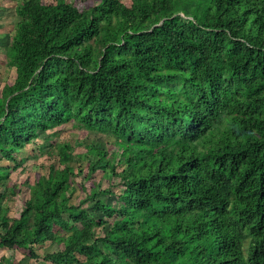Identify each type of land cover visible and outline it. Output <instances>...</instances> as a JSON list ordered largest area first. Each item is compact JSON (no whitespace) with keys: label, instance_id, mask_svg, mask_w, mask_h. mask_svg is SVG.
Returning a JSON list of instances; mask_svg holds the SVG:
<instances>
[{"label":"trees","instance_id":"obj_1","mask_svg":"<svg viewBox=\"0 0 264 264\" xmlns=\"http://www.w3.org/2000/svg\"><path fill=\"white\" fill-rule=\"evenodd\" d=\"M13 1L0 169L67 124L113 149L60 143L16 217L0 177V249L50 264H264V0ZM77 186L89 206L71 201ZM55 226L63 246L40 256Z\"/></svg>","mask_w":264,"mask_h":264},{"label":"rangeland","instance_id":"obj_2","mask_svg":"<svg viewBox=\"0 0 264 264\" xmlns=\"http://www.w3.org/2000/svg\"><path fill=\"white\" fill-rule=\"evenodd\" d=\"M45 3L53 2L54 0H42ZM126 3H129V0H122ZM94 0H75L76 5L79 8L84 6H90ZM14 1L13 0H0V88L4 83H11L14 77V71L9 69L4 64V49H5V39L7 34L14 28V25L17 21V16L14 12ZM86 131L81 130L67 124L62 130H49L40 134V137L36 139L35 144H27L23 151L18 153L17 160L20 161V164L16 168H4L0 169V177H8L9 183L13 187V192L15 194L11 195L8 193V211L7 215L11 217L18 216L19 212L22 209L23 202L29 196V189L27 184L33 183L38 178L44 176L48 170V165L53 162L57 164L56 149L59 147L60 143L69 141L74 146V151L82 152L84 151L85 144H98L101 147L106 148L107 150H112L113 146L108 142V139L104 135L97 133H90L86 136ZM37 145L43 146L47 149L46 151H40ZM86 161L84 160V164ZM7 162L4 159L0 158V165L6 164ZM12 165V164H11ZM97 179H101L103 187L107 186L109 181L107 178L97 172L95 174ZM114 179L113 181H116ZM90 186V182L87 181V187ZM85 193L82 192L78 186L74 195L71 198V201L74 203H82L83 206H89L92 202L91 199L85 198ZM107 197V195H104ZM109 197L112 198L113 203H117V198L112 195ZM5 214V211H0V217ZM57 233L55 241H47L36 247V252L42 256L44 253L49 251H55L63 246L64 234L65 232L59 230L57 226L54 227ZM103 232L104 230L101 229ZM97 232H100V229H97ZM27 254L26 250L23 249H13L6 250L0 249V257L6 255L13 259V262L19 264H50L49 262L42 261L39 258L37 261L34 259H25Z\"/></svg>","mask_w":264,"mask_h":264}]
</instances>
